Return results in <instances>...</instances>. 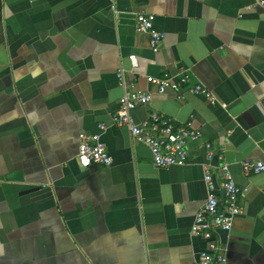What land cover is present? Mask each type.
<instances>
[{
	"label": "crops",
	"instance_id": "obj_1",
	"mask_svg": "<svg viewBox=\"0 0 264 264\" xmlns=\"http://www.w3.org/2000/svg\"><path fill=\"white\" fill-rule=\"evenodd\" d=\"M142 10L165 33L158 52ZM121 68L152 94L137 121L157 110L200 131L186 164L155 166L115 124ZM181 70L217 103L147 81ZM82 132L101 133L113 164L80 166ZM245 160L264 162V0H0V264H195L205 166L223 163L246 189L219 232L228 264H264V170Z\"/></svg>",
	"mask_w": 264,
	"mask_h": 264
},
{
	"label": "built area",
	"instance_id": "obj_2",
	"mask_svg": "<svg viewBox=\"0 0 264 264\" xmlns=\"http://www.w3.org/2000/svg\"><path fill=\"white\" fill-rule=\"evenodd\" d=\"M259 3H263V0H259ZM112 9L117 13L115 4L112 5ZM155 20L154 13L142 10L136 14L135 27L137 31L150 35L151 48L154 52H158L165 33L156 28ZM129 58L136 66V55H130ZM124 73L123 68L117 73L124 93L113 116L115 124L128 127L133 138L149 147L155 166L186 164L189 145L200 138V131L190 123H178L171 116L157 110L150 112L147 118L137 121L133 111L138 106L147 105L152 99V94L137 89L134 83L127 82ZM190 79L191 75L187 70H181L177 77L169 72L159 76H147V81L154 84L159 93H164L168 89L189 90L203 94L212 104L217 103V98L204 84H191ZM99 127L105 129L104 124H100ZM205 146L208 159L213 160L216 154L212 149V143L207 142ZM217 157L222 159V155ZM77 159L83 168L95 164L110 166L114 162L99 132L80 133ZM242 165L247 174L264 170L262 161L245 160ZM220 169L219 173H215L209 164L205 166L204 181L209 195L197 212L191 231L203 236L207 241V247L199 254L195 264H228L227 247L222 242L219 232L231 231L235 218L242 213L240 198L246 189L235 182L227 164L223 163Z\"/></svg>",
	"mask_w": 264,
	"mask_h": 264
},
{
	"label": "water",
	"instance_id": "obj_3",
	"mask_svg": "<svg viewBox=\"0 0 264 264\" xmlns=\"http://www.w3.org/2000/svg\"><path fill=\"white\" fill-rule=\"evenodd\" d=\"M35 189H37V188L28 189V190H25L24 192L26 193V192H29V191H33Z\"/></svg>",
	"mask_w": 264,
	"mask_h": 264
}]
</instances>
